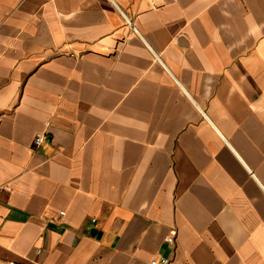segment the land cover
Here are the masks:
<instances>
[{"label":"crops","instance_id":"0c3cea01","mask_svg":"<svg viewBox=\"0 0 264 264\" xmlns=\"http://www.w3.org/2000/svg\"><path fill=\"white\" fill-rule=\"evenodd\" d=\"M161 259L264 264V0H0V264Z\"/></svg>","mask_w":264,"mask_h":264},{"label":"built area","instance_id":"2783aa9c","mask_svg":"<svg viewBox=\"0 0 264 264\" xmlns=\"http://www.w3.org/2000/svg\"><path fill=\"white\" fill-rule=\"evenodd\" d=\"M41 141H42V137H41V135H36L35 137H34V140H33V143H34V145L37 147V146H39L40 145V143H41ZM59 216L61 217V218H63L64 217V213L63 212H61V213H59ZM92 224H94L95 223V220L93 219V220H91L90 221ZM173 236L172 235H170V236H167L166 238H165V241L169 244V245H173ZM168 260L167 259H161L159 262H156V261H152V262H150V264H168Z\"/></svg>","mask_w":264,"mask_h":264},{"label":"water","instance_id":"95a60500","mask_svg":"<svg viewBox=\"0 0 264 264\" xmlns=\"http://www.w3.org/2000/svg\"><path fill=\"white\" fill-rule=\"evenodd\" d=\"M90 234L92 237H95V236L99 237V233H97L95 230H92Z\"/></svg>","mask_w":264,"mask_h":264}]
</instances>
